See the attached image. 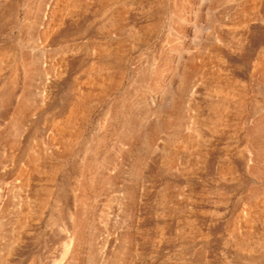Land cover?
Returning a JSON list of instances; mask_svg holds the SVG:
<instances>
[{
	"label": "rangeland",
	"instance_id": "obj_1",
	"mask_svg": "<svg viewBox=\"0 0 264 264\" xmlns=\"http://www.w3.org/2000/svg\"><path fill=\"white\" fill-rule=\"evenodd\" d=\"M0 264H264V0H0Z\"/></svg>",
	"mask_w": 264,
	"mask_h": 264
},
{
	"label": "bare ground",
	"instance_id": "obj_2",
	"mask_svg": "<svg viewBox=\"0 0 264 264\" xmlns=\"http://www.w3.org/2000/svg\"><path fill=\"white\" fill-rule=\"evenodd\" d=\"M224 109V108H223ZM252 153V152H251Z\"/></svg>",
	"mask_w": 264,
	"mask_h": 264
}]
</instances>
